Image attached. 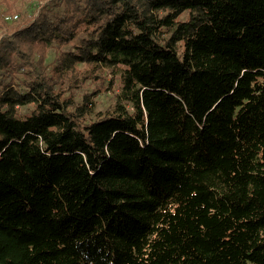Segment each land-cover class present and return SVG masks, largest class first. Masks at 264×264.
I'll return each instance as SVG.
<instances>
[{
    "label": "trees",
    "instance_id": "16d2710c",
    "mask_svg": "<svg viewBox=\"0 0 264 264\" xmlns=\"http://www.w3.org/2000/svg\"><path fill=\"white\" fill-rule=\"evenodd\" d=\"M0 264H264V0H0Z\"/></svg>",
    "mask_w": 264,
    "mask_h": 264
},
{
    "label": "rangeland",
    "instance_id": "374dc122",
    "mask_svg": "<svg viewBox=\"0 0 264 264\" xmlns=\"http://www.w3.org/2000/svg\"><path fill=\"white\" fill-rule=\"evenodd\" d=\"M51 57V52H49V55H48V58H50ZM108 73H109V71H108ZM110 75L108 74L107 75V77H109ZM101 98L103 99V97L101 96ZM22 111H24L25 110V106L24 107H21L20 108Z\"/></svg>",
    "mask_w": 264,
    "mask_h": 264
}]
</instances>
